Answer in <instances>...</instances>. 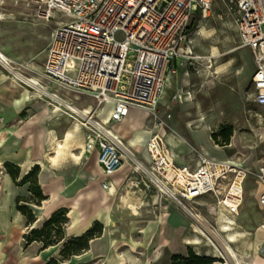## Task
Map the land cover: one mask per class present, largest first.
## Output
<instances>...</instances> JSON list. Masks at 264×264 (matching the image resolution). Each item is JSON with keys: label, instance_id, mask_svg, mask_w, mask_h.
<instances>
[{"label": "built area", "instance_id": "obj_1", "mask_svg": "<svg viewBox=\"0 0 264 264\" xmlns=\"http://www.w3.org/2000/svg\"><path fill=\"white\" fill-rule=\"evenodd\" d=\"M244 46L253 56L255 72L253 101L264 107V0H226ZM214 0H47L39 11L44 20L58 19L48 47L42 75L65 88H77L91 95L96 105L80 108L40 80L27 76L13 60L0 54V65L18 83L43 97L59 114L70 117L85 129L86 153L97 152L106 176L119 170L126 160L149 178L160 195L174 200L208 232L201 209L213 216L225 211L240 212L244 202L246 167L233 160H218L200 154L197 165L178 167L161 157L163 140L155 136L149 152V168L114 130L130 108L155 109L169 75L179 59H190V22L198 13L208 15ZM164 3V5H163ZM63 16V19L59 17ZM65 18V19H64ZM174 98L183 99V90ZM104 104H112L107 122L95 116ZM91 111V112H89ZM1 122V121H0ZM160 122V120H156ZM114 123V124H112ZM137 161L140 163L137 164ZM259 206L264 227V163L259 167ZM110 187L109 181L103 188ZM205 222V223H204Z\"/></svg>", "mask_w": 264, "mask_h": 264}, {"label": "rangeland", "instance_id": "obj_2", "mask_svg": "<svg viewBox=\"0 0 264 264\" xmlns=\"http://www.w3.org/2000/svg\"><path fill=\"white\" fill-rule=\"evenodd\" d=\"M46 1L0 0V11L5 16V20L0 21V49L3 48L13 60L15 59L17 67L28 75H40L43 72L45 49L50 33L56 25L54 21H45L39 14ZM59 18L63 19V16ZM189 30L188 52L191 58L186 59L172 74V85L166 91L164 99L157 104L156 116L144 119L147 125L145 130L139 129L132 132L128 138L123 139V142L127 145L125 139H129V146L134 148L136 159L142 163L148 162L143 164L150 169L149 143L151 138L158 134L155 126L162 124L166 132L184 139L185 142L180 149L183 152L186 143L189 149V153H185L186 158H197L202 153L209 154L204 149L201 150L199 144L203 142L209 145V152L215 157L219 159L231 157L238 164L248 168L244 202L238 218L243 227L255 232L254 237L257 238L258 229L261 227L260 185L257 173L264 163V107L253 101L255 89L252 52L243 45L235 15L226 0H214L208 15L200 13L195 15L190 22ZM185 84L193 88L191 94H186L190 102H185L184 98L178 101L174 97L172 99L173 94L181 90ZM88 101L93 103L90 98ZM104 105L102 106L105 107L104 113L101 115H106L108 110V105ZM170 106L172 109H169ZM203 117H205L204 121L201 120ZM157 118L160 120L159 123L156 122ZM190 121L192 125L190 123L191 127H188L187 123ZM80 126L85 136V129L81 124ZM223 130L230 134L227 144L220 142L222 140L220 133ZM134 133L141 136V141L139 136L133 137ZM214 134H218L217 137ZM161 137L164 141L167 140L165 143H168V152L171 153L173 149L169 150L171 145L168 138L163 135ZM81 141H84L83 138ZM212 143L219 145L222 149H216ZM142 151H144L142 154H137ZM79 152L80 150L74 151L76 154ZM129 161L132 164L126 163L118 171L119 174L133 168L130 165L134 166V171L137 170L134 161ZM8 164H12L13 167ZM90 165L89 157H85L78 168L74 167L75 170H72L77 172H71L66 176L65 182L72 187L66 197H73L78 191L88 186L91 174L87 167ZM51 174L52 171L47 168L46 162L29 168L20 167L14 163H3L0 167V255H6L2 257L5 261L0 264H42L41 254L47 242H56L52 245L55 249L46 255L47 262L52 259H56L58 264L82 262L74 261L72 255H62V250L68 241L75 238L69 229L71 223L69 209L65 214L66 218L58 225L60 230L54 228L50 238L35 237L33 234L34 230H48L45 223L51 216L42 215L40 206L43 200L36 197V186H40L43 193L40 183L47 181ZM127 190L119 191L116 197L115 190L109 191L110 204L113 205L111 234L117 239L129 235L128 225L135 219L133 214L136 212L132 213L128 207V203L133 201V196L127 195ZM130 196L132 198H129ZM139 211L137 219L144 220L149 216L147 211ZM155 223L154 221L149 223L151 232L154 230ZM213 224L208 223V226L205 223L207 227H212ZM138 227L136 223H133L132 232H140L141 229ZM188 231L189 228L186 232ZM137 234H133L134 241H138L135 238ZM31 238L36 239L31 240ZM165 241L170 240L165 238L162 244ZM122 244L123 241H118L116 251H125L126 247ZM162 244L157 246L155 253L161 249ZM166 245L170 246L169 243ZM185 246L195 251L188 244ZM201 251H205L204 247H201ZM251 251L256 255L261 252L264 256V237L260 246ZM170 255V252H166L164 258L156 264H169ZM221 260H216L213 264H223L224 260Z\"/></svg>", "mask_w": 264, "mask_h": 264}, {"label": "crops", "instance_id": "obj_3", "mask_svg": "<svg viewBox=\"0 0 264 264\" xmlns=\"http://www.w3.org/2000/svg\"><path fill=\"white\" fill-rule=\"evenodd\" d=\"M45 21H54L56 25L49 36L47 47L45 49L44 64L47 59L49 44L59 24L57 18ZM10 58L11 60H13L12 57ZM185 60L186 59H179L175 63L176 71ZM13 62L15 64L14 60ZM26 75L40 80L43 84H45L47 88L55 91L60 96L66 98L80 108L91 110L96 104L95 99L91 95L86 94L84 91L77 88H65L58 85L57 83L51 82L50 80L44 78L42 73L40 75ZM170 77H172V75L168 76L166 86ZM27 88L29 87L22 85L14 80L9 72L0 65V160L2 161V164L14 163L24 168H27L28 165H36L37 162L41 161L43 162V164L45 162L47 163V168L52 171V174L47 179V181L40 183L44 193L43 195L45 196V199L42 201V204L40 206L42 215L44 217H50L56 210L61 207L69 209V217L71 219L69 229L70 232H72L73 236L83 235L93 226L95 221H98L102 224L104 229H102L101 235L91 239L89 247L84 250V252L81 251L78 254L72 255V259L74 261L81 260L82 262L80 264H156L164 258L166 252H170L171 257H169L168 260L169 264H171L173 255L179 254L186 256L189 249L185 246L186 244L182 242V238L191 234V224H198L196 220H194L180 206H178V204L174 200L167 196L160 195L153 185L147 187L144 181L149 182V178L142 172H139L140 170H135L138 171L135 172L133 170L134 166L133 168L126 170L124 173L122 172L119 174L118 170L113 175L108 177L104 174L103 168L98 161L97 152L86 153V151L84 150L83 158H81L80 160L74 158L71 154V151L74 148L75 144L83 142L81 144L84 145L85 149V136L83 128L79 123L75 122L66 115L59 114L49 105V110H45V99L43 97H38V95L35 94V92L31 88ZM25 90L30 91V96L27 99L23 98ZM181 90H183V98L185 99L184 101L190 102V100L186 97V94H191L193 88L190 85L185 84L184 86H182ZM178 91L179 90H177V92ZM176 93L173 94L172 99L176 95ZM88 98H90L94 104L89 103ZM161 101L162 100H159V102ZM107 105L108 110L106 115H101L104 113L103 107V109L101 108L99 111L95 112L96 118L105 122H107V118L110 114L109 111L113 106L112 104ZM141 109L142 108H131L129 119L127 120L128 122H125L124 124H128L129 121H133L135 123L139 112H144V110ZM169 109H172L171 106L169 107ZM151 117H153L152 114H150V118ZM190 123L192 125V122L190 121L187 123L188 127H191ZM116 124L117 123L114 124V127ZM144 124L146 125L145 120ZM120 125L121 124L118 123V130L123 129ZM78 126L80 129L78 128ZM155 127L157 129L158 135L160 137L161 135L164 136L163 133L164 131H166L164 126L160 124L156 125ZM69 131L72 132L73 137L66 141V143H69L67 144L68 146L66 147V149H63L62 153L59 156H55L56 153L53 152L55 148V140H64L66 134ZM137 133H134L133 137L136 138L139 136L141 141V136L135 135ZM81 138H83L84 141H81ZM125 140L128 143L127 146L134 152V148L129 146V139ZM165 141L163 140L161 153H164V156L166 155V160L173 162L178 167L184 165L195 167L197 165L198 157L186 158L185 153H189V149L186 143L184 144L183 152H178L177 150H175L176 153L170 156ZM199 145L202 151L204 149V151L209 153L207 154L209 157H213L218 160L235 161L231 157L219 159L210 154L209 145H205V143L203 142H201ZM212 145L214 146L213 143ZM45 148L50 152V155L52 157L51 159L47 157L45 158V156L43 155L42 149L44 150ZM74 151L75 150H73V153ZM143 152L144 151L137 154H142ZM76 155H79V153ZM85 157H89V160L91 161V165L87 167L89 173L91 174L90 182L87 187L78 191L73 197L68 198L66 197V194L70 193L72 187L65 182L66 176H68L72 172V170H75L74 167L78 168ZM38 158H40L41 160H39ZM52 159L54 160L52 161ZM143 163L147 164L148 162L146 163L145 161H143ZM149 164L150 167L154 164L152 156L151 163ZM104 181L110 182V187L108 189L103 188ZM124 189H130L126 191V194L132 195L133 198H135L133 199L131 196L129 197L133 200L128 203L129 209L132 210V213L134 211H138V214H133L135 219L128 225L129 235L124 238L117 239L116 237H112L111 234L113 226L111 222L113 205L110 204L111 194L109 193V191L115 190L116 197L118 192ZM45 204H47V206L49 207L48 215L43 214V207L45 206ZM139 210L147 211L149 213V216L144 220L137 219V215H139L140 213ZM220 212H223L226 218H235L239 215H233L223 210ZM260 212L262 220L261 209ZM201 213L203 218L208 221L207 224H213L215 222L216 216H213L207 210L201 209ZM151 221L156 222L155 226L153 227V232L149 230V223ZM133 223H136V225L139 226L138 228L141 229L140 232H132ZM188 228L189 231L186 232ZM134 233H138L135 236L138 241H134ZM207 233L209 234L210 230H208ZM165 238H169L172 243L171 246H165L161 250L160 254L156 255L155 250H157V246H160L163 239ZM118 241H123L122 245L126 247L125 251H116ZM188 245L189 247H193L196 252V248L193 245ZM52 249H55V246L50 245L49 247H46L44 249L41 254V259H43L42 264L47 263L46 255L49 254ZM251 254L254 258H252V260L248 264H264V256L261 252L259 255L253 254V252ZM5 256L6 255L4 254L0 255L1 263L5 261L4 259H2V257ZM216 260L222 261L221 259ZM231 264L236 263L234 260H231Z\"/></svg>", "mask_w": 264, "mask_h": 264}, {"label": "bare ground", "instance_id": "obj_4", "mask_svg": "<svg viewBox=\"0 0 264 264\" xmlns=\"http://www.w3.org/2000/svg\"><path fill=\"white\" fill-rule=\"evenodd\" d=\"M1 20H5V16H3V12L0 11V21ZM0 54L7 56L5 54V52L3 51V49H0ZM8 58H10V57H8ZM14 61H15V59H14ZM171 85H172V77L169 78L166 89L163 92V95H162L160 100H163L164 94L171 87ZM29 96H30V91L25 90V92L23 94V98L27 99ZM48 105H49L48 102L45 100V103H44L45 110H49ZM141 110H144V112H139L135 123L133 121L132 122L129 121L128 124H124L125 122H128L127 120L129 119L130 110L127 112L126 116L121 121L117 122V124L114 127V130L119 135V138H121L123 140L124 138H128L132 132L145 128V124H144L143 119L148 118L150 116V114H149L148 109H141ZM89 112H91V111H89ZM204 119H205V117L201 118L202 121ZM118 123L121 124L120 126L123 128L122 130L117 129ZM78 128H79V126H78ZM76 130H78V129H76ZM163 134H164V136H166V138H168V142L171 145L170 148L173 149V151L171 153H169V155L171 156L172 154H175L176 153L175 150H177L178 152H181L180 148H181V145L185 142L184 139L182 137H178L177 135H175L173 133H168L166 131H164ZM157 136H158V138L160 137L159 135H157ZM71 137H73V134L71 131H69L66 134V137L64 140L63 139L62 140L61 139L55 140V148L53 151L56 153L55 156H59L62 153L63 149H66V147L68 146L67 144H69V143H66V141L69 140ZM154 146H155V136H153L151 138V141L149 143V147L154 149ZM214 147L217 149H221V147L217 144H214ZM170 148H169V150H170ZM73 150H80L79 155H76L75 153H73ZM84 150H85L84 145L79 142V143L74 145V148L72 149L71 154L74 158L80 160L84 156ZM159 151H160V153L162 152L160 149H159ZM42 153L45 156V158L46 157L50 158V159L52 158L50 155V152L46 148L44 150L42 149ZM135 154H136V152H135ZM156 156H157V159L160 160L162 158H165L166 155L164 156V153H161V157H159V153H156ZM38 159L41 160L40 158H38ZM54 159H55V157H54ZM54 159H52V161ZM41 163H43V162L42 161L37 162L36 164H41ZM126 163L132 164V163H130L129 160H126L125 164ZM139 163L140 162L137 161V164H139ZM1 166H2V161L0 160V167ZM30 166L28 165L27 168H29ZM123 166L119 170H121L123 168ZM130 166L133 167L132 165H130ZM48 212H49V207L47 206V204H45V206L43 207V214L48 215ZM135 212L137 214V211H135ZM207 225H206V227H207ZM191 228H192L191 234L183 237L182 242L184 244L193 245L196 248V252L198 254H204L205 256H209V257L216 258V259H223L224 260L223 264H231V260H234L236 264H248L252 260V258H254L251 254V252H252L251 250H253L255 248L257 249V247L260 246L261 241L264 237V227L261 226L258 229L259 235L257 238H255L254 237L255 232L243 227V225L239 222L237 216L235 218H226L225 214L223 212L217 213L216 218H215V223L212 225V227H207V229L210 230L211 235L208 234L207 232H202L201 226H199L196 223H192ZM168 243L171 246V244H172L171 241H169V242L165 241V242H163L161 249H159L155 254L159 255L160 251L165 246H167L166 244H168ZM201 247H204V249H205V251H203V253L201 251Z\"/></svg>", "mask_w": 264, "mask_h": 264}, {"label": "trees", "instance_id": "obj_5", "mask_svg": "<svg viewBox=\"0 0 264 264\" xmlns=\"http://www.w3.org/2000/svg\"><path fill=\"white\" fill-rule=\"evenodd\" d=\"M218 134H214L215 137H217ZM220 136L222 137V144H227L230 139V134L223 130L220 133ZM8 166L13 167L12 164H8ZM31 173H29L30 175ZM26 179V178H25ZM37 195L36 197L39 200H44L45 196L43 195L40 186H36ZM67 212V208H61L57 211H55L49 220L45 223L46 228L48 229L45 233L44 230H34L33 234L35 237L41 236L46 237L47 239L50 238L51 231L56 228L58 231L60 230V222L66 218L65 214ZM95 225L86 231L81 236H75L74 239H71L68 241V243L65 245V247L62 250L63 256H71L80 253L83 250H86L89 247V241L97 236H100L102 233L103 226L100 222L95 221ZM55 226V227H54ZM45 228V227H44ZM36 238H31V240H35ZM56 242H47L44 247H49L50 245L55 244ZM216 261V259L205 256L203 254H197L192 248L188 250V253L186 256L175 254L172 256L171 264H213ZM46 264H58L56 259H52Z\"/></svg>", "mask_w": 264, "mask_h": 264}, {"label": "water", "instance_id": "obj_6", "mask_svg": "<svg viewBox=\"0 0 264 264\" xmlns=\"http://www.w3.org/2000/svg\"><path fill=\"white\" fill-rule=\"evenodd\" d=\"M163 5H164V3H163Z\"/></svg>", "mask_w": 264, "mask_h": 264}]
</instances>
